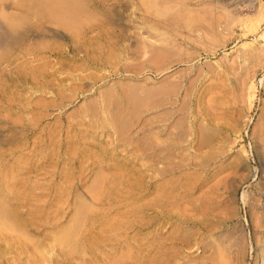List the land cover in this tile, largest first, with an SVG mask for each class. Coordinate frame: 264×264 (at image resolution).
Returning <instances> with one entry per match:
<instances>
[{
  "label": "rangeland",
  "instance_id": "374dc122",
  "mask_svg": "<svg viewBox=\"0 0 264 264\" xmlns=\"http://www.w3.org/2000/svg\"><path fill=\"white\" fill-rule=\"evenodd\" d=\"M0 264H264V0H0Z\"/></svg>",
  "mask_w": 264,
  "mask_h": 264
},
{
  "label": "bare ground",
  "instance_id": "6f19581e",
  "mask_svg": "<svg viewBox=\"0 0 264 264\" xmlns=\"http://www.w3.org/2000/svg\"><path fill=\"white\" fill-rule=\"evenodd\" d=\"M64 8H65V10L66 11H68V9L70 8L69 6H67V4L65 3V2H63V4H61ZM69 7V8H68ZM62 8V7H61ZM61 8H60V10L59 11H61ZM64 10V9H63ZM64 10V11H65ZM49 13V12H48ZM66 14H69V13H66ZM79 19V18H78ZM76 22V21H75Z\"/></svg>",
  "mask_w": 264,
  "mask_h": 264
}]
</instances>
